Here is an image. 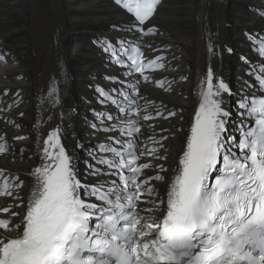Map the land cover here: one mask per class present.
<instances>
[{"label":"snow or ice","instance_id":"6c2138e0","mask_svg":"<svg viewBox=\"0 0 264 264\" xmlns=\"http://www.w3.org/2000/svg\"><path fill=\"white\" fill-rule=\"evenodd\" d=\"M161 2L115 0L116 5L127 9L134 17L133 27L128 31L134 28L143 36L155 34L154 27L148 25ZM259 14L264 16V10ZM97 43L106 54L115 57L110 62L129 69V75L133 71L138 74L135 83L116 76L106 77L119 83L121 89L130 90L123 92L128 107L119 108L128 119L122 121L127 128H117V117L109 114L107 119L112 123L102 130L135 137L140 128L131 117H138L140 108L133 97H140L141 77L144 82H152L145 74L146 69L165 68L160 62L163 57L146 58L140 48L133 45L134 55L129 56L131 64L128 65L122 58L127 52L125 41H119V53L111 41ZM253 43L257 41L253 39ZM231 51L228 49L229 53ZM258 54L264 56V41H259ZM4 59L6 57L0 53V61ZM249 75L255 76L259 89L264 90V66L258 73L253 68ZM214 78L215 73L209 67L176 175L167 190L166 210L160 212L159 217L153 218L152 214L165 205V200L160 198L155 182L168 183L164 142L170 140V136H161L157 142L159 149H145L139 155L133 151L136 148L133 141H123L114 135L107 137L108 141L120 144L123 151L111 144H100V150L111 153L113 158L94 156L95 163L89 164V174L98 180L104 175H118L123 187L111 180V187L105 189L108 180L104 184L89 185L78 179L73 158L61 143L57 129L43 139V163L30 173L35 187L27 206L21 208L24 201L19 198V191L24 181L19 176L15 183H5L0 190V196L19 200L13 208L21 209L18 212L0 207V213L12 218L22 216L20 224L11 218H0V230L12 234L0 236V264H264V98L251 97L249 101L248 97H242L238 101L239 109L246 110L249 116L258 114V118L256 127L250 130H246L250 126L240 124L241 136L237 141L229 134L232 113L224 106L223 99L225 94L231 96L232 90L222 78H215V82ZM156 83L163 86L162 81ZM121 89L112 91L120 95ZM97 91L104 98L102 103H118L104 89L98 87ZM0 95H9L8 90L4 89ZM52 95L49 94V100ZM57 104L58 100L52 101L53 107ZM19 114L23 116L22 112ZM240 115L243 117L244 112ZM157 116L170 119L179 117V112L168 111L167 116L157 112ZM143 119L148 121L152 117L146 114ZM5 122L21 127L14 120L6 118ZM100 122L104 123L103 117ZM96 127L93 124V128ZM23 138L13 136L15 140ZM4 140L0 143V153L8 150L6 133ZM144 155L150 156L152 162L138 163L139 157ZM101 165L107 166L109 171L105 172ZM147 169H154V174L146 172ZM3 171L0 169V174ZM125 171L129 175H125ZM89 188L88 194L102 204L82 199L81 189ZM138 204L152 207L144 208L145 216L139 217ZM93 219L97 220L94 228Z\"/></svg>","mask_w":264,"mask_h":264},{"label":"bare ground","instance_id":"6f19581e","mask_svg":"<svg viewBox=\"0 0 264 264\" xmlns=\"http://www.w3.org/2000/svg\"><path fill=\"white\" fill-rule=\"evenodd\" d=\"M260 10H264V0H164L151 19L155 34L143 36L142 42L149 57H163L165 68L153 79L164 82L160 89L152 86L154 82L141 87L142 131L138 137L151 149H159L161 136L171 137L164 142L168 183L155 182L161 199L166 201L176 175L208 68L232 90L231 96L223 97L224 106L232 113L230 122L236 116L234 102L251 90L243 64L254 62L255 35L264 36ZM130 21L115 0H0V53L6 57L0 61V92L7 89L9 93L0 95V110L8 109L0 111V143L5 142L6 133L8 148L0 155V169L4 170L0 175L11 184L17 176L24 181L19 191L24 201L21 208L32 195L35 179L30 173L42 165L43 139L51 131L59 130L78 179L83 184L95 180L85 165L93 157V147L106 142L111 134L96 133L93 128V123L102 126L91 115L97 108L94 90L103 83V76L112 73L97 41L125 37ZM53 100H58L55 107ZM168 111L179 112V117L157 116V112L167 116ZM146 114L152 119L145 121ZM6 118L21 127L6 123ZM14 135L24 138L15 140ZM148 162L151 157L145 158L144 163ZM147 172L154 174L155 170ZM14 203L19 200L0 197V207L13 208ZM164 208L159 206L153 218ZM139 215L144 217L145 212ZM0 218L14 219L17 224L22 220V216L12 218L4 213ZM11 235L0 230V236Z\"/></svg>","mask_w":264,"mask_h":264},{"label":"rangeland","instance_id":"374dc122","mask_svg":"<svg viewBox=\"0 0 264 264\" xmlns=\"http://www.w3.org/2000/svg\"><path fill=\"white\" fill-rule=\"evenodd\" d=\"M82 153V152H81ZM85 157V156H84Z\"/></svg>","mask_w":264,"mask_h":264}]
</instances>
